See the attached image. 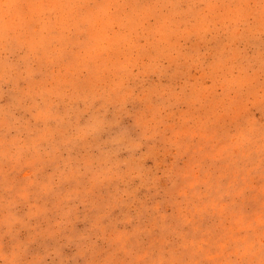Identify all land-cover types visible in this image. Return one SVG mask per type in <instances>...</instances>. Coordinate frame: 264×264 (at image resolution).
Returning a JSON list of instances; mask_svg holds the SVG:
<instances>
[{"label": "rangeland", "instance_id": "rangeland-1", "mask_svg": "<svg viewBox=\"0 0 264 264\" xmlns=\"http://www.w3.org/2000/svg\"><path fill=\"white\" fill-rule=\"evenodd\" d=\"M0 264H264V0H0Z\"/></svg>", "mask_w": 264, "mask_h": 264}]
</instances>
